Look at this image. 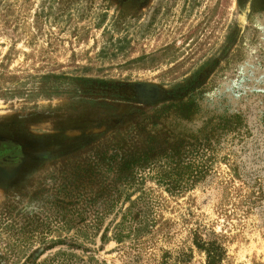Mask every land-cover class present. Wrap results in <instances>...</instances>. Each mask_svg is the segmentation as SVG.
<instances>
[{
  "label": "rangeland",
  "instance_id": "obj_1",
  "mask_svg": "<svg viewBox=\"0 0 264 264\" xmlns=\"http://www.w3.org/2000/svg\"><path fill=\"white\" fill-rule=\"evenodd\" d=\"M122 2L0 0V264H264V13Z\"/></svg>",
  "mask_w": 264,
  "mask_h": 264
},
{
  "label": "flooded vegetation",
  "instance_id": "obj_2",
  "mask_svg": "<svg viewBox=\"0 0 264 264\" xmlns=\"http://www.w3.org/2000/svg\"><path fill=\"white\" fill-rule=\"evenodd\" d=\"M161 0H155L153 8L160 6L162 8ZM149 0H123V4L132 7L142 8ZM163 2V1H162ZM236 6L240 13L253 14L264 13V0H236ZM160 10H157L159 12ZM148 86L147 84H141L139 87ZM28 144L22 140L18 135H13L7 132H0V184L7 186L8 189L15 188L17 181H21L24 178L20 176L22 173L28 174L32 164L34 163L28 157ZM45 157L44 155H40ZM35 157H38L36 155ZM24 168H27L24 170Z\"/></svg>",
  "mask_w": 264,
  "mask_h": 264
},
{
  "label": "trees",
  "instance_id": "obj_3",
  "mask_svg": "<svg viewBox=\"0 0 264 264\" xmlns=\"http://www.w3.org/2000/svg\"><path fill=\"white\" fill-rule=\"evenodd\" d=\"M195 246L206 254V264H220L223 255V249L214 241L204 243L195 239Z\"/></svg>",
  "mask_w": 264,
  "mask_h": 264
}]
</instances>
